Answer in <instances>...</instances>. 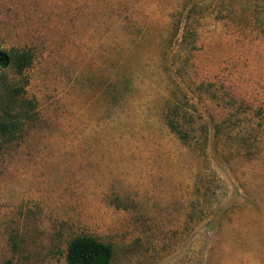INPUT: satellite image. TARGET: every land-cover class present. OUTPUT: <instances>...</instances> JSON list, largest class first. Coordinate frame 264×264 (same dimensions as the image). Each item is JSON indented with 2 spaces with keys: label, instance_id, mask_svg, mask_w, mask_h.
Returning <instances> with one entry per match:
<instances>
[{
  "label": "rangeland",
  "instance_id": "374dc122",
  "mask_svg": "<svg viewBox=\"0 0 264 264\" xmlns=\"http://www.w3.org/2000/svg\"><path fill=\"white\" fill-rule=\"evenodd\" d=\"M0 49V264H264V0H0Z\"/></svg>",
  "mask_w": 264,
  "mask_h": 264
},
{
  "label": "trees",
  "instance_id": "16d2710c",
  "mask_svg": "<svg viewBox=\"0 0 264 264\" xmlns=\"http://www.w3.org/2000/svg\"><path fill=\"white\" fill-rule=\"evenodd\" d=\"M30 63L31 57L27 52L0 49V69L11 65L17 72H21ZM166 124L180 140L188 139V130L180 127L173 118H167ZM3 126L5 125H1ZM4 135H8L9 138L14 136V134ZM13 245L15 246V243ZM112 254L111 245L98 241L90 235H78L68 242L64 259L66 264H111Z\"/></svg>",
  "mask_w": 264,
  "mask_h": 264
}]
</instances>
